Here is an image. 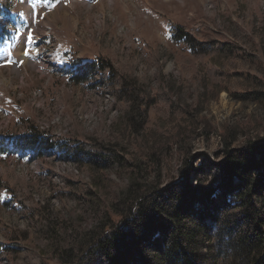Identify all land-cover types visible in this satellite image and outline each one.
<instances>
[{
    "label": "rangeland",
    "instance_id": "obj_1",
    "mask_svg": "<svg viewBox=\"0 0 264 264\" xmlns=\"http://www.w3.org/2000/svg\"><path fill=\"white\" fill-rule=\"evenodd\" d=\"M0 3V264H60L57 250L78 246L126 185L120 165L134 153L157 151L149 172L162 186L187 171L208 184L221 180L223 137L235 151L264 135V0ZM176 29L209 51H192ZM132 78L149 94L139 131L124 127ZM31 128L61 149L8 141ZM95 140H121V158L71 154Z\"/></svg>",
    "mask_w": 264,
    "mask_h": 264
},
{
    "label": "trees",
    "instance_id": "obj_2",
    "mask_svg": "<svg viewBox=\"0 0 264 264\" xmlns=\"http://www.w3.org/2000/svg\"><path fill=\"white\" fill-rule=\"evenodd\" d=\"M175 36L192 51H209V44L196 42L186 32L176 29ZM83 62V69H95V61ZM75 80H80L78 75ZM128 83L124 88L129 95L124 127L139 131L146 122L149 94L137 79ZM8 141L34 154H41L46 147L61 149L63 144L35 128ZM223 141L226 156L221 180L208 184L199 179L196 184L189 183L187 171L182 180L162 186L159 170L149 172L159 160L154 149L134 153L130 160L124 158L120 166L126 172V185L83 232L78 246L72 241L57 250L60 264H264V172L260 171L264 135L249 137L245 149L234 147L235 151L232 141L226 137ZM112 143L95 140L70 151L77 159L84 156L96 161L107 155L120 159L118 146L122 142ZM232 195L238 203L226 200ZM234 208L239 211L235 213ZM39 264L50 263L43 259Z\"/></svg>",
    "mask_w": 264,
    "mask_h": 264
}]
</instances>
